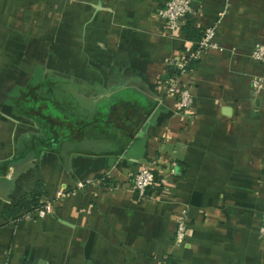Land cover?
<instances>
[{
	"label": "crops",
	"instance_id": "1",
	"mask_svg": "<svg viewBox=\"0 0 264 264\" xmlns=\"http://www.w3.org/2000/svg\"><path fill=\"white\" fill-rule=\"evenodd\" d=\"M164 2L0 0V264H264V0H190L175 30ZM186 24L216 46L180 77L189 116L157 87ZM39 181L47 213L3 218Z\"/></svg>",
	"mask_w": 264,
	"mask_h": 264
},
{
	"label": "built area",
	"instance_id": "2",
	"mask_svg": "<svg viewBox=\"0 0 264 264\" xmlns=\"http://www.w3.org/2000/svg\"><path fill=\"white\" fill-rule=\"evenodd\" d=\"M189 14L190 0H165L163 7L157 10V15L165 21L170 30H175L182 25ZM213 38L214 28L211 27L205 29L202 33L201 40L198 43V50L196 52L189 51L174 60L167 61L168 71L170 73H177L174 75L167 74L165 77H161L157 81V87L162 90L163 95L174 98L177 112L180 115H191V109L193 106V97L189 89L183 86L180 80V77L186 74L184 70L185 65L190 61H198L199 56L203 51L207 49H216V46L213 43ZM250 57L255 62L263 63L264 45H255ZM251 91L254 95L264 92V78H253L251 80ZM155 173L156 166L154 165L151 167H144L136 172L129 182L132 192L140 198H145L147 189L153 187L155 184ZM102 181L103 180L79 183L77 188L82 190L87 185H103ZM106 189H109V187H106ZM48 208L47 204L43 205V207L39 209L35 215L37 217H43L47 213ZM258 235L264 238V212L261 216ZM187 236L186 215L185 213H182L176 221L174 241L177 244L183 243L186 241Z\"/></svg>",
	"mask_w": 264,
	"mask_h": 264
},
{
	"label": "trees",
	"instance_id": "3",
	"mask_svg": "<svg viewBox=\"0 0 264 264\" xmlns=\"http://www.w3.org/2000/svg\"><path fill=\"white\" fill-rule=\"evenodd\" d=\"M182 32L187 37V40L192 42L191 52H196L198 50V43L201 40L202 34L196 32L191 29L188 24L184 25L182 28ZM198 61H190L185 65V73H189L193 70V68L197 65ZM177 72H167V74L174 75ZM166 74V75H167ZM155 184L153 187L147 189L146 195L150 193L152 190H157L160 187V177L155 173ZM44 196V192L42 190V183L39 181L35 184V188L31 194L25 195L18 200L16 205L10 210H4L2 212L3 218L11 221H20L24 218L35 214L39 209L43 207L41 204V198ZM168 264H175L172 260H168Z\"/></svg>",
	"mask_w": 264,
	"mask_h": 264
}]
</instances>
